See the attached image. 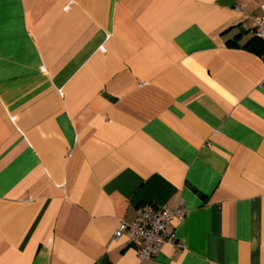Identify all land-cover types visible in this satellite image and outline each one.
<instances>
[{
    "label": "crops",
    "instance_id": "0c3cea01",
    "mask_svg": "<svg viewBox=\"0 0 264 264\" xmlns=\"http://www.w3.org/2000/svg\"><path fill=\"white\" fill-rule=\"evenodd\" d=\"M264 0H0V264H264ZM188 212L140 260L120 222Z\"/></svg>",
    "mask_w": 264,
    "mask_h": 264
},
{
    "label": "built area",
    "instance_id": "2783aa9c",
    "mask_svg": "<svg viewBox=\"0 0 264 264\" xmlns=\"http://www.w3.org/2000/svg\"><path fill=\"white\" fill-rule=\"evenodd\" d=\"M254 35L264 43V16L253 17ZM264 59V53L262 54ZM264 87V79L261 82ZM188 210L179 199L173 207H155L140 205L136 208V216L131 222H120L114 232V238L126 235L136 247L140 260L153 257L164 244H171L176 249L183 247L173 229H168L172 221H181Z\"/></svg>",
    "mask_w": 264,
    "mask_h": 264
},
{
    "label": "trees",
    "instance_id": "16d2710c",
    "mask_svg": "<svg viewBox=\"0 0 264 264\" xmlns=\"http://www.w3.org/2000/svg\"><path fill=\"white\" fill-rule=\"evenodd\" d=\"M245 47H248L254 51H257L259 54L264 53V43L260 41L256 36L248 42Z\"/></svg>",
    "mask_w": 264,
    "mask_h": 264
}]
</instances>
